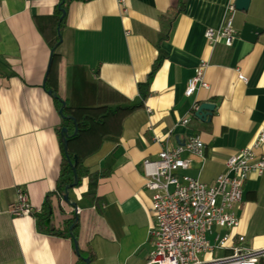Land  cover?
<instances>
[{
	"label": "crops",
	"instance_id": "0c3cea01",
	"mask_svg": "<svg viewBox=\"0 0 264 264\" xmlns=\"http://www.w3.org/2000/svg\"><path fill=\"white\" fill-rule=\"evenodd\" d=\"M57 1L0 0V264H85L82 256H89V264H145L153 216L142 160L198 134L203 149L184 150L189 165L179 173L211 183L225 170L226 158L264 128V0L235 10L230 45L222 39L211 44L204 31L221 26L234 0H184L180 10L177 0H73L62 26ZM168 21V34L161 37ZM245 21L261 28L254 41L241 36ZM159 48L164 55L142 97L138 83ZM200 60L208 61L209 85L187 95ZM50 88L77 120L89 121L68 138V150L97 173L95 202L82 197L87 175L70 196L77 205L80 255L71 237L37 226L48 194L53 210L45 227L62 226L73 212L53 192L62 117ZM202 101L214 103L205 119L193 110ZM185 116L189 120L181 122ZM19 185L40 210L18 216L7 211ZM235 208L239 222L228 229L226 246L206 251L202 259L231 254L235 244L264 246L262 175L248 174ZM223 229L214 226L209 240Z\"/></svg>",
	"mask_w": 264,
	"mask_h": 264
},
{
	"label": "built area",
	"instance_id": "2783aa9c",
	"mask_svg": "<svg viewBox=\"0 0 264 264\" xmlns=\"http://www.w3.org/2000/svg\"><path fill=\"white\" fill-rule=\"evenodd\" d=\"M235 10L234 2H229L221 26L205 29L204 35L211 44L220 39L227 45L232 43ZM207 65V60H200L185 88V94H192L200 86L208 87L204 78ZM239 77L245 79L242 73H239ZM197 107V103L193 104V110ZM188 120L189 117L185 116L181 122ZM160 138L155 137L156 140ZM203 146L201 137L195 134L177 146L162 147L154 159L142 160L143 184L151 190L150 210L153 216L149 229L152 247L145 264H258L259 259L264 264V246L244 249L235 244L231 254L201 258L203 253L214 247L226 246L231 237L228 229L239 222L235 206L242 201L248 174L254 171L264 177V128L258 130L249 144L226 158L225 170L211 183L187 173H179L180 169L189 165L182 152L200 153ZM15 189L16 197L7 207L10 214L18 216L40 210V207H34L29 202L24 186L19 185ZM214 226L224 229L215 232L214 242H211L208 235Z\"/></svg>",
	"mask_w": 264,
	"mask_h": 264
},
{
	"label": "trees",
	"instance_id": "16d2710c",
	"mask_svg": "<svg viewBox=\"0 0 264 264\" xmlns=\"http://www.w3.org/2000/svg\"><path fill=\"white\" fill-rule=\"evenodd\" d=\"M59 1L60 0H58L56 3L55 12L57 13V15L59 17L61 14L60 7L64 8L65 13L59 19V25L62 26L65 22V16H66V10H67L68 4L73 0H64L60 6H59ZM184 3H185L184 0H177L176 9L177 10L182 9L184 6ZM165 25L166 26L163 27V34L161 35V37L167 36L168 31H169V27H170V22L168 21L167 24H165ZM164 28H165V30H164ZM163 55L164 54H163L162 49L159 48L158 56L154 60L152 67H151V70L148 72L146 79L143 81H139L138 86H139V91H140L142 97L147 95L148 85H149L150 79H151L154 71L156 70V68L159 66ZM54 97H55L56 106L59 109L61 102L58 99V97H56V96H54ZM64 113L65 114L69 113L68 110L66 109V107L64 108ZM77 124H78V129L80 130V129H84V128L88 127L89 121H88L87 117L84 116L81 119L77 120ZM62 126H67L69 129V132H72V130L74 128V124H73L72 119L68 118V117H62L61 126L58 130L59 133H60ZM60 145H61V155H62L61 167H60L59 176L56 180L55 189L53 191L55 193L56 197L61 198L63 195V192L65 190L66 184L73 180L72 164H74L76 172H77L78 177H79L78 183L76 185H79L83 175L88 176L87 188L82 192V197L84 198L85 202H87L89 204L92 202H95L97 200L96 190H95L97 173L94 171H89L87 169V167H85L81 162H79L77 159V156L75 155L74 152H71L70 150H68V152L66 154L61 142H60ZM69 161H71L72 163ZM76 185L69 188V197L72 194L73 187H75ZM52 210H53V202L49 198V194H48L45 197V200L43 201V204L41 206V213L37 214V216H38V219H37L38 228L41 229L42 231H45L48 233H53L56 235L67 236V237L72 238L71 230H70L69 226L73 222V220L76 216V213L74 211L71 212V214L68 216V218H65L62 226L45 227L44 221L52 215ZM75 229H76V226L73 227L72 233L76 237Z\"/></svg>",
	"mask_w": 264,
	"mask_h": 264
},
{
	"label": "water",
	"instance_id": "95a60500",
	"mask_svg": "<svg viewBox=\"0 0 264 264\" xmlns=\"http://www.w3.org/2000/svg\"><path fill=\"white\" fill-rule=\"evenodd\" d=\"M63 1L64 0H60L59 1V6L61 5V3ZM249 1L250 0H234V5H235L236 9H247L248 5H249ZM60 10H61V14H60V18H61L64 15L65 10H64L63 7H60ZM259 31H261V28L259 26L255 25V24H253L251 22L245 21L243 23V26H242V29H241V36L244 39H246V40L254 41L256 39L257 34H258ZM59 35H60V33H59ZM50 60H51V56H50ZM50 60H49V64H50ZM48 91L53 96L58 97V99L60 100L61 105H60L58 111H59L61 117L71 118L72 121H73V124H74V128H73L72 132H69V129H68L67 126H62L61 130H60V141H61L62 146H63V148H64V150H65V152L67 154V152H68V138L70 136L76 135L77 132H78L77 119L71 113H67V114L64 113V108L66 106V102H65V100L62 97H60L55 92V90L50 88V89H48ZM213 107H214V103L213 102L202 101V102H200L198 104V107L196 108L194 114L197 117H199V118L205 119L206 116L209 114V110H211ZM69 162H71V161H69ZM72 169H73V180L66 184L65 190H64L63 195H62V199L65 202H67L68 204H70L73 207V211L76 212L77 211V205H76V202L74 200H71L70 197H69V188L74 186V185H76L78 183L79 177H78V174L76 172L74 164H72ZM77 220H78V217L75 216V218H74L73 222L70 224L69 228L71 230V236H72V239H73L74 249H75L76 253L78 255H80L77 238L72 233V229L75 226ZM46 222L48 223L49 220H47ZM82 258H83L85 264H89V256H82Z\"/></svg>",
	"mask_w": 264,
	"mask_h": 264
},
{
	"label": "rangeland",
	"instance_id": "374dc122",
	"mask_svg": "<svg viewBox=\"0 0 264 264\" xmlns=\"http://www.w3.org/2000/svg\"><path fill=\"white\" fill-rule=\"evenodd\" d=\"M222 248H219V247H216V248H214V250L212 251L213 252V254H214V252L216 253L218 250H221Z\"/></svg>",
	"mask_w": 264,
	"mask_h": 264
}]
</instances>
